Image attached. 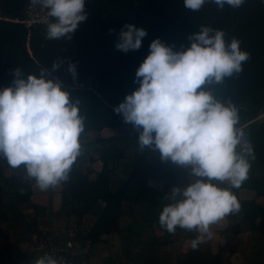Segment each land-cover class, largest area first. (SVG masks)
Masks as SVG:
<instances>
[{"label":"trees","instance_id":"1","mask_svg":"<svg viewBox=\"0 0 264 264\" xmlns=\"http://www.w3.org/2000/svg\"><path fill=\"white\" fill-rule=\"evenodd\" d=\"M27 4L30 0H0V88L12 83L13 68H20L26 76L38 75L41 68L50 69L59 60H72L76 66L75 79L66 71L56 75L80 102L85 119L80 138L83 152L68 180L59 184L60 203L53 215L58 221L74 224L73 238L66 235L67 242L80 247V253L72 257L74 264H89L91 254L83 250L106 243L102 239L110 236L118 237L120 251L102 264H235L244 254L241 237L247 233L255 236L248 264H264V205L258 202L264 200V119L258 120L264 115V0H245L238 9H219L207 2L197 12L185 9L182 0H86L87 19L72 40L47 39L46 25L26 29L21 21ZM125 22L147 31L139 50L123 53L115 48ZM201 26L222 29L226 39L240 40L241 48L250 54L241 73L211 86L217 98L238 108L239 126L255 153L249 178L240 188L232 189L240 210L226 216L229 224L218 232L223 241L215 250L207 240L192 249L195 232L178 228L171 234L160 227L159 213L169 202L164 197L190 178L183 168L161 162L158 153L148 148L141 152L136 143L138 133L112 110L138 87L133 82L135 70L154 38L180 50ZM104 130L113 134L103 137ZM88 135L94 137L87 142ZM92 150L97 158L91 155ZM96 162L101 164L99 171L92 168ZM117 170L126 178L112 190ZM131 184L136 186V194L130 193ZM34 187L23 168H11L0 158V264H34L43 256L22 250L34 238L47 240L40 221L51 210L32 202ZM243 190L253 192L255 198L240 199ZM142 213L144 222L139 220ZM125 219L129 222L123 225ZM179 242L186 243V250L174 253L171 247ZM49 245L59 246L58 240ZM70 253L67 251L68 257Z\"/></svg>","mask_w":264,"mask_h":264},{"label":"clouds","instance_id":"2","mask_svg":"<svg viewBox=\"0 0 264 264\" xmlns=\"http://www.w3.org/2000/svg\"><path fill=\"white\" fill-rule=\"evenodd\" d=\"M185 9L197 12L207 2L219 9H238L245 0H182ZM86 0H30L45 11L46 38L72 40L86 21ZM147 36L144 28L125 22L115 48L123 53L139 50ZM187 46L173 50L158 37L148 45V54L135 70L130 94L113 107L138 133L141 152L148 148L164 163L187 173L189 182L173 187L159 213L162 229L174 234L195 232L192 249L213 237L211 226L240 210L233 188L249 178L254 148L239 126L238 108L217 98L211 86L222 84L243 71L250 54L235 37L226 39L222 29L201 26L188 36ZM53 62L38 75L12 69V83L0 88V158L11 168H23L40 191L68 180L81 155L85 129L80 102L57 77L59 71L75 79L76 66ZM66 64V67H65ZM221 185H227L222 187ZM34 264H62L50 254Z\"/></svg>","mask_w":264,"mask_h":264},{"label":"rangeland","instance_id":"3","mask_svg":"<svg viewBox=\"0 0 264 264\" xmlns=\"http://www.w3.org/2000/svg\"><path fill=\"white\" fill-rule=\"evenodd\" d=\"M263 119H264V115L258 118L259 121ZM112 134H113L112 131L104 130L101 133V136L109 137ZM93 137L94 136L92 135H88L85 141L88 142L89 140H92ZM81 152H83L82 147H81ZM91 155L94 158H97L98 156V154L95 153L94 150L91 151ZM92 168L94 169V171H99L101 169V164L99 162H96L94 165H92ZM6 173L8 174L9 171H7ZM125 178L126 177L121 170H117L116 172H114L113 177H112L113 185L111 186V189L115 190L125 180ZM188 182L189 180L187 182L182 183V186L186 185ZM152 185L155 186V184L153 183ZM59 189H60V185L51 187L46 191H40L38 188L34 187V196L32 198V202L37 205L47 206L51 210V213L49 214V216L44 221H40V226L43 228V231L47 236V240H43V241L49 244L53 242L55 239H57L59 246H65V244L67 243L66 235L70 237V235L71 234L73 235L74 233V224L73 222L66 223L63 220L58 221L53 217L54 212H56L59 208L60 199H59V195L57 194ZM136 192H137L136 186L134 184H131L130 193L136 194ZM239 196H240V199L242 200H248V199L255 198V194L250 191H240ZM258 202L264 205V200H258ZM139 220L144 222L146 220V215L144 213L140 214ZM128 222H129V219H125L123 222V225L125 223L127 224ZM86 223L88 225V222ZM228 224H229V220L225 217L224 219L220 220L219 222L211 226L210 230L213 232L214 235L211 239H208L207 241L208 243H210V246H212L214 250L218 242L222 243L223 241L220 239L218 232L224 230ZM241 238L243 239V242H244V244L241 247L242 252L244 254L239 255L234 260V262L235 264H248V260L251 257V250H252L251 248L253 247V245H255V236H252L251 234L247 233V234L242 235ZM35 240H39V239L34 238L31 245H29L30 247L28 248L27 245H24L22 247V250L29 251V252L34 251V249L32 248V244L34 245ZM186 247H187L186 243L179 242V243H176L173 247H171V250L174 253H179V252H183L184 250H186ZM88 251L91 254L89 264H102L103 259H105L106 257L112 254L118 253L120 251V242L117 236H110L109 238H107L106 243H101L91 248L90 250L88 248H85V250H83V253H87ZM38 253L39 255H41V252H38ZM77 253H80L79 250L74 251V255H76Z\"/></svg>","mask_w":264,"mask_h":264},{"label":"built area","instance_id":"4","mask_svg":"<svg viewBox=\"0 0 264 264\" xmlns=\"http://www.w3.org/2000/svg\"><path fill=\"white\" fill-rule=\"evenodd\" d=\"M23 16L24 18L21 23L26 29L46 25L45 11L39 7H33L30 4L25 5ZM70 237L73 238V235L71 234ZM32 248L34 251L41 252L43 255L50 254L60 258L62 264H74L72 260L74 251L80 249L79 244L76 242H67L65 246H50L43 240H35L34 245L32 244ZM67 251H71V257L67 256Z\"/></svg>","mask_w":264,"mask_h":264},{"label":"crops","instance_id":"5","mask_svg":"<svg viewBox=\"0 0 264 264\" xmlns=\"http://www.w3.org/2000/svg\"><path fill=\"white\" fill-rule=\"evenodd\" d=\"M244 191V190H243ZM240 194V193H239ZM105 240H107V237H105L104 239H103V241H105ZM28 248L30 247V246H27Z\"/></svg>","mask_w":264,"mask_h":264}]
</instances>
